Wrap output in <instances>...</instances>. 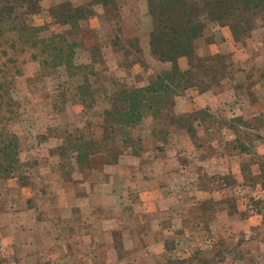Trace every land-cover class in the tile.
I'll list each match as a JSON object with an SVG mask.
<instances>
[{"label":"rangeland","instance_id":"obj_1","mask_svg":"<svg viewBox=\"0 0 264 264\" xmlns=\"http://www.w3.org/2000/svg\"><path fill=\"white\" fill-rule=\"evenodd\" d=\"M5 1L17 2L0 0V5ZM36 5L15 13L42 27L44 37L68 29L63 25L68 8L89 7L74 37V64L94 73L83 97L81 73L58 67L46 76L36 62L21 66L11 91L16 114L7 125L16 137L18 157L14 169L0 176V264H177L181 259L264 264V80L250 92L253 76L261 78L264 71L253 69L255 74L245 78L236 70L264 60L263 30L257 29L264 28V19L256 20L250 35L237 21L236 32L209 23L196 57L180 59L181 70H191V76L181 87L171 86L161 116L144 114L135 128L117 131L111 112L120 110L121 93L146 87L171 67L151 53L147 1L116 0L109 9L93 0H41ZM231 86H236L234 96L228 93ZM192 126L194 136L186 131ZM155 144L172 170L163 179L172 186L166 202L172 213L160 217L163 228L158 230L164 250L151 245V256L135 263L138 243L121 246V261L102 249L75 248L67 240L74 234L65 226L68 206L75 180L91 169L90 159L77 162V152L87 156L108 148L112 160L125 147L137 162L138 156L153 155ZM157 170L163 171L162 164ZM126 226L141 235L147 229L135 227L151 222L139 224L132 215ZM96 229H89L91 236ZM77 253L81 260L74 258Z\"/></svg>","mask_w":264,"mask_h":264},{"label":"trees","instance_id":"obj_2","mask_svg":"<svg viewBox=\"0 0 264 264\" xmlns=\"http://www.w3.org/2000/svg\"><path fill=\"white\" fill-rule=\"evenodd\" d=\"M36 1L41 0L5 1L0 5V176L14 169L18 157L16 137L7 125L16 114L17 104L11 91L16 77L21 73V66L27 62H36L46 76L58 67L71 71L73 75L81 73L84 77V86L81 87L83 97L87 95L90 87L87 86L88 76L94 73L89 66L74 64L75 49L78 46L74 37L79 31V21L90 15L89 7L71 6L66 14H63V25L68 29L64 33L44 37L41 36L44 31L42 27L21 21L15 13L22 6L30 10L35 9L38 7ZM146 1L152 19V29L149 34L151 53L159 62L168 63L171 67L169 72L157 75L146 87L126 89L121 93L120 110L111 112L116 118L110 123L111 126L118 128L117 131L135 128L141 124L146 114L154 119L161 116L164 108L162 100L171 96V86L181 87L182 83L191 76V70H181L180 59L196 57L198 40L203 37L209 23L227 25L236 32L234 22L237 21L247 26L246 34L250 35L256 20L264 19V0ZM93 3L109 9L115 7L116 0H93ZM198 60L202 62V59L198 58ZM81 71H85L84 74ZM143 110L148 112L144 113ZM186 131L194 136L193 126L188 127ZM75 149L78 150L79 147ZM107 149L93 150L91 153L103 152L112 163L123 153L125 147L117 152V157L112 159L113 161L110 160ZM91 153L86 156L82 152H77V162L80 163L83 157L88 163ZM199 261V264H211L206 259ZM176 263L194 264L190 259H181Z\"/></svg>","mask_w":264,"mask_h":264},{"label":"crops","instance_id":"obj_3","mask_svg":"<svg viewBox=\"0 0 264 264\" xmlns=\"http://www.w3.org/2000/svg\"><path fill=\"white\" fill-rule=\"evenodd\" d=\"M257 29L263 30L260 39L264 41V28L260 26ZM233 66L237 68L236 63ZM253 69L264 71V60L260 64H252L250 68L241 67L236 70L244 73L245 78L247 75L251 78L255 74ZM253 79L254 82L250 84L251 93L261 85L260 81L264 80V76L258 79L253 76ZM246 81L245 79L244 82ZM231 88L228 93L232 92L234 96L236 86ZM153 150V155L138 156L137 162H133L131 157L133 153L130 151H123L112 163L103 152L91 153L90 171L82 174L74 182L75 193L71 198V206H68L69 213L65 225L69 231L73 230L74 234L67 237L68 242L75 248L81 246L86 249L88 246L91 250L92 248L105 250L117 261L120 260L121 246L138 243L141 248L136 251L137 256L133 259L135 263L144 262L145 256H151L149 254L151 245H159L164 250V238L159 236L161 232L158 230L163 228L160 217L172 213L171 206L166 205L172 196L170 193L172 186L169 184L166 187L165 184L172 170L165 152H158L157 144L153 146ZM160 164L163 166L161 172L157 170ZM132 215L139 220V224L149 221L151 226L135 227L139 230L147 229L141 235V232L136 234L126 226V220ZM91 227L97 228L93 232L94 236L89 233ZM151 232L158 239L155 240ZM81 257L80 253L74 255L76 260H81ZM100 259L105 261L106 257Z\"/></svg>","mask_w":264,"mask_h":264}]
</instances>
